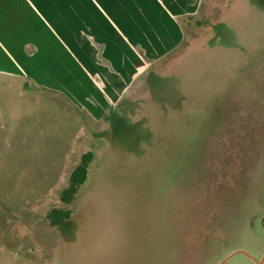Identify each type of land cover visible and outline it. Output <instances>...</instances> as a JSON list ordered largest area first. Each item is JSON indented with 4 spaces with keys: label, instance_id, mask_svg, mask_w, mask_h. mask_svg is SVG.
<instances>
[{
    "label": "rangeland",
    "instance_id": "1",
    "mask_svg": "<svg viewBox=\"0 0 264 264\" xmlns=\"http://www.w3.org/2000/svg\"><path fill=\"white\" fill-rule=\"evenodd\" d=\"M191 21L103 115L0 71V264H264V0H206Z\"/></svg>",
    "mask_w": 264,
    "mask_h": 264
},
{
    "label": "crops",
    "instance_id": "2",
    "mask_svg": "<svg viewBox=\"0 0 264 264\" xmlns=\"http://www.w3.org/2000/svg\"><path fill=\"white\" fill-rule=\"evenodd\" d=\"M205 1L0 0V71L103 115L175 54Z\"/></svg>",
    "mask_w": 264,
    "mask_h": 264
},
{
    "label": "trees",
    "instance_id": "3",
    "mask_svg": "<svg viewBox=\"0 0 264 264\" xmlns=\"http://www.w3.org/2000/svg\"><path fill=\"white\" fill-rule=\"evenodd\" d=\"M93 159L91 150L83 153L80 162L72 170L68 186L61 193V201L70 203L73 201L79 187L87 180L90 163ZM72 210L70 208L53 207L48 213L47 218L53 226H59L71 217Z\"/></svg>",
    "mask_w": 264,
    "mask_h": 264
},
{
    "label": "water",
    "instance_id": "4",
    "mask_svg": "<svg viewBox=\"0 0 264 264\" xmlns=\"http://www.w3.org/2000/svg\"><path fill=\"white\" fill-rule=\"evenodd\" d=\"M224 261H222V263H223Z\"/></svg>",
    "mask_w": 264,
    "mask_h": 264
}]
</instances>
